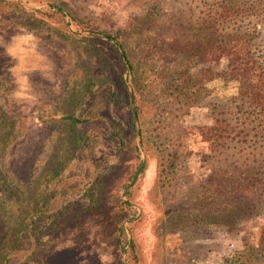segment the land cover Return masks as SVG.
Instances as JSON below:
<instances>
[{"label": "rangeland", "instance_id": "374dc122", "mask_svg": "<svg viewBox=\"0 0 264 264\" xmlns=\"http://www.w3.org/2000/svg\"><path fill=\"white\" fill-rule=\"evenodd\" d=\"M230 1L0 0L6 264H264V112L217 59L264 62V0Z\"/></svg>", "mask_w": 264, "mask_h": 264}, {"label": "trees", "instance_id": "16d2710c", "mask_svg": "<svg viewBox=\"0 0 264 264\" xmlns=\"http://www.w3.org/2000/svg\"><path fill=\"white\" fill-rule=\"evenodd\" d=\"M236 6L237 3L234 0H231L224 8L230 11H235ZM260 6V3H256V5H250V7L253 8V12L255 13L261 10ZM251 41L252 36H232L228 44L225 46H220L217 49V59H221L225 56L229 58V63L232 66L231 78L241 83L240 94L243 96V98H247L249 100L250 105L253 108L258 109L259 112H264V62L259 59L255 51H253L251 48ZM51 180L52 173L48 172L45 181L50 182ZM243 180L246 183L240 182L238 187L244 186V191L248 194L253 193V191L246 189V187H252L253 184L262 185V183H264V177L255 178L251 175H246L245 179ZM0 184V194L9 196L10 199L14 200L12 204L16 205V212L18 214V219H16L14 224L16 232L28 229V220L32 214L37 212V208H29V206L26 204L27 201L25 202L27 197L24 199V194H22L21 187L18 183L9 179L8 176H2ZM42 196L46 198V191L42 192ZM6 209V206L0 205V225L3 227H11L9 222V224H7L10 210L8 208V211H6ZM6 234H8V232ZM17 243L18 238L15 235L10 237L8 242L4 243V245L0 242V264H6V260L8 259L10 252L13 251V248L15 249ZM259 246L262 249L261 252L264 253V229L262 231L260 243H257V247ZM5 247H7V249ZM237 258L238 259H236V261H240V264H250L253 255L251 252L246 250Z\"/></svg>", "mask_w": 264, "mask_h": 264}]
</instances>
